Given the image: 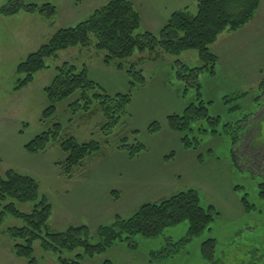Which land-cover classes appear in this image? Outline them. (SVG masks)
<instances>
[{"label":"rangeland","instance_id":"374dc122","mask_svg":"<svg viewBox=\"0 0 264 264\" xmlns=\"http://www.w3.org/2000/svg\"><path fill=\"white\" fill-rule=\"evenodd\" d=\"M28 1L51 2L57 6L58 14L51 20L44 17L47 25L31 19L25 11L10 16L0 14V174L15 169L38 180L41 193L54 206L48 230L65 231L72 225L87 223L95 232L101 224L113 223L117 215H133L142 204L151 201L140 193L145 191L147 176L155 177V166L156 175L160 171L166 175L178 173L177 183L174 181L169 193L194 188L205 207L212 204L219 212L199 237L189 238L188 224L182 223L157 237L136 235L129 243L117 242L94 257L82 249L65 251L63 256L79 259L81 264H209L201 252V243L210 236L217 239L215 264H264V199L259 194V184L264 181V0L253 30L251 21L238 31H225L212 46L220 56L216 72H202L200 81L209 114L219 117L220 123L211 125L205 119L192 124L190 137L201 140L197 150L172 144L165 131H148L155 120L165 124L167 111L182 113L187 105L198 102L197 90L186 89L175 68L177 60L191 67L201 66L196 50L179 55L136 52L129 63L138 61L146 80L131 90L128 74L103 62V53L93 49H81L85 51L81 53L80 47L72 48L49 58L48 67L19 89L18 65L59 28L76 25L108 0ZM132 1L142 13L143 24L138 32L148 29L158 34L173 11L185 9L190 16L197 13V0H178L177 5L170 4V0ZM182 3L186 4L184 8ZM66 61L79 67L88 64L90 75L111 95L131 91L126 114L108 134L102 129L106 117L99 104L95 103L89 111L73 110L71 105L80 92L59 102L56 114L43 119L42 114L50 105L45 88L53 81L56 66ZM58 123L63 127L61 137L73 135L80 142L95 140L102 145L98 152L86 157L72 179L62 173L58 163L65 157L59 141L39 153L25 148L26 143ZM213 128L218 133H212ZM123 138L130 142L138 139L148 149L131 159L127 152L118 149ZM168 149L175 156L161 165L164 161L160 155ZM146 164H155L151 173L143 172ZM244 196L249 209L242 203ZM15 203L27 213L34 205ZM2 209L0 202V212ZM23 224L11 214H6L0 223V264H28L26 258L16 254V242L8 233L9 228ZM34 250L40 264H59L57 255L45 251L41 241L34 243ZM79 253L83 254L81 258Z\"/></svg>","mask_w":264,"mask_h":264},{"label":"trees","instance_id":"16d2710c","mask_svg":"<svg viewBox=\"0 0 264 264\" xmlns=\"http://www.w3.org/2000/svg\"><path fill=\"white\" fill-rule=\"evenodd\" d=\"M261 4L262 0H197L195 16H190L185 9L174 11L156 34L148 29L138 32L143 24L142 13L132 0H108L76 25L59 28L47 42L30 53L17 67L21 75L17 88L22 89L33 82L35 74L48 67L49 58L58 57L60 52L72 48L93 49L97 53H103V62L128 74L131 90L138 84H144L146 80L138 62L129 63L136 52L179 55L187 50H196L202 61L201 66L191 67L177 60L175 68L177 78L184 82L186 89L197 90L198 102L187 105L182 113L169 115L167 122L169 128L180 135L185 149L197 150L201 140L190 137L194 130L192 124L205 119L211 125L220 123L219 117L209 114L202 98L200 81L202 72H216L219 55L212 50V46L225 31H238L253 21ZM20 11L39 13L50 20L58 14L57 6L51 2L39 4L28 0H8L0 8L3 16L15 15ZM55 69L53 81L45 88L50 105L44 110L43 119H50L56 114L59 102L80 92V97L71 105L73 110L76 113L81 110L89 111L95 103L99 104L106 117L102 129L105 134L111 132L127 112V106L132 100L131 91L109 94L91 77L86 64L79 67L66 61ZM238 126L244 130L242 123ZM62 129L60 123L55 124L26 143L25 148L31 153H39L46 150L52 142L59 141L65 157L58 163L62 166V173L72 179L76 169L83 166L86 157L98 152L102 145L95 140L80 142L73 135L61 137ZM161 129V123L157 120L148 127L151 133H158ZM211 132L218 133L215 128ZM238 139L239 137L234 142ZM118 149L127 152L128 157L134 159L148 148L138 139L130 142L128 138H123ZM171 155L175 156L172 152L166 159ZM233 157L236 159V155ZM259 194L264 199V181L259 184ZM15 201L32 202L34 205L27 213L20 210ZM0 202L3 204L0 223L4 221L6 214H11L24 223L22 226L9 228L8 233L16 242V254L26 258L28 264H40L34 255V243L37 241H41L45 251L57 255L59 264H81L79 259L64 257V252L82 249L84 254L94 257L105 253L117 242L129 243L136 235L157 237L182 223L188 224L189 238L199 237L219 214L212 204L205 207L199 192L189 188L156 202H146L127 218L117 215L113 223L101 224L95 232L87 223L72 225L65 231H49L48 222L54 206L41 193L40 184L35 177L15 169H8L0 174ZM242 203L247 209L251 207L246 196L242 197ZM94 238L97 241L93 242ZM201 252L207 263L215 264L217 239L210 236L205 238L201 243ZM82 256V253L78 254L79 258ZM105 264L113 263L108 261Z\"/></svg>","mask_w":264,"mask_h":264},{"label":"crops","instance_id":"0c3cea01","mask_svg":"<svg viewBox=\"0 0 264 264\" xmlns=\"http://www.w3.org/2000/svg\"><path fill=\"white\" fill-rule=\"evenodd\" d=\"M7 1L8 0L1 1L2 3H0V7H2L5 3H7ZM170 4H176L177 5L178 4V0H170ZM180 6H182V8H184L186 6V4L185 3H182ZM260 9H261V6H260V8L258 10V13H259ZM26 14L29 15L28 17H30L31 19L33 18L35 21H37L39 23L41 22V23H44V24L46 23L45 25H47V22H44V20H43L44 17L42 15H40L39 13H25V15ZM256 15H258V14H256ZM256 17L257 16H255V18L253 19V22L250 23L251 30H253L255 28V26H256V24L254 22V20L256 19ZM79 52L84 53L85 51H83V50L80 49ZM86 65L88 66V64H86ZM173 113H177V112L176 111H167V113H166V119H165V124H161L162 129L158 133H162L163 131H165L166 132V137L171 138V140H173L172 144L173 143H178L179 147H181L182 149H184L183 144L181 142L180 136L178 134H176V132L172 131L169 128V126H168L167 117L169 115L173 114ZM172 147L173 146H171L170 149H172ZM170 149L163 151L164 153H162V155H160V157L164 161V164L161 162V165H166V161H167L166 160V156L168 154H170V152H169ZM156 159H157V163H158L159 162V159L158 158H156ZM129 161H131V160H129ZM154 165L155 164H152V165H147L146 164L144 166V168H143V172L144 171L145 172L149 171V173H151V171H152L151 168H154ZM156 171L157 170H156V166H155V169H153V171H152V175L155 176V177H148L147 176L148 179H146V181L143 183V188H144L145 191H143L142 193H140V196L141 197L142 196L147 197L148 198L147 200H151L150 202H156V200L158 201V200H161L162 198H166V197L172 195V193H169V191L171 189V186L174 183V181L177 183V178L176 177H177V174L178 173H172V174L168 173V175H166L165 171H163V172L160 171V173L158 175H156ZM146 184H147L148 187L144 186ZM147 194H149V196ZM163 195H165V196H163ZM152 200H155V201H152Z\"/></svg>","mask_w":264,"mask_h":264}]
</instances>
